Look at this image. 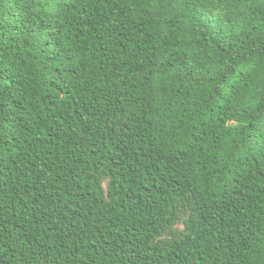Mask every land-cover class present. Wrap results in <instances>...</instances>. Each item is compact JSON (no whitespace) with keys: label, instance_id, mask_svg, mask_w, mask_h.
I'll return each mask as SVG.
<instances>
[{"label":"trees","instance_id":"trees-1","mask_svg":"<svg viewBox=\"0 0 264 264\" xmlns=\"http://www.w3.org/2000/svg\"><path fill=\"white\" fill-rule=\"evenodd\" d=\"M0 264H264V0H0Z\"/></svg>","mask_w":264,"mask_h":264}]
</instances>
